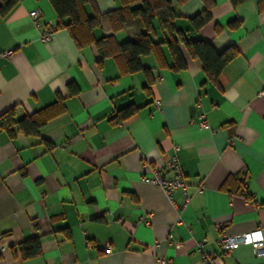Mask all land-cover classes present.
<instances>
[{"label": "crops", "instance_id": "0c3cea01", "mask_svg": "<svg viewBox=\"0 0 264 264\" xmlns=\"http://www.w3.org/2000/svg\"><path fill=\"white\" fill-rule=\"evenodd\" d=\"M170 1L186 39L238 50L218 82L184 46L185 69L161 67L148 55L147 75L124 73L113 57L100 62L97 47H80L66 28L44 42L46 25L58 24L50 0H18L0 13V53L12 51L0 58V115L15 108V121L47 119L33 135L0 128V234L7 247L0 264H159V257L166 264H208L204 254L212 264H264L249 244L231 251L218 245L224 233L264 235V0L237 6L210 0L212 18L199 29L190 18L207 0ZM120 6L96 0L99 13ZM94 11L87 5L88 14ZM116 38L134 34L124 30ZM157 38L164 39L159 29ZM163 53L171 65L167 46ZM129 106L136 112L116 124L112 118ZM175 146L192 194L183 209L181 189L170 201L142 179L151 168L171 176L165 166ZM230 177L251 199L222 187ZM35 237L41 253L24 258L19 245Z\"/></svg>", "mask_w": 264, "mask_h": 264}, {"label": "trees", "instance_id": "16d2710c", "mask_svg": "<svg viewBox=\"0 0 264 264\" xmlns=\"http://www.w3.org/2000/svg\"><path fill=\"white\" fill-rule=\"evenodd\" d=\"M18 0H0L2 3L0 13L5 14L11 11ZM121 6L118 9L99 13L96 9V0H50L57 16L56 28H66L73 36L76 43L82 47L94 44L100 55V62L105 58L113 57L121 65L122 71L133 74L139 71L150 74V69L142 64V58L154 55L161 67L170 66L173 70H182L187 67L182 46L185 47L192 59L199 61L203 71L212 82H218L220 75L227 65L238 56L235 46L218 51L214 45L205 40H188L184 32L177 29L175 19L177 13L170 0H120ZM234 6L240 5L246 0H230ZM258 3L263 0H256ZM91 5L94 13L88 14L87 5ZM212 2L206 1L201 12L191 17L193 26L197 29L205 25L212 18L210 7ZM239 21H233L230 26L236 27ZM107 28V32L100 38L94 34L96 28ZM158 29L164 33V39L157 38ZM131 30L134 40L120 42L116 34L120 31ZM163 46H167L172 58L171 65H168L163 53ZM148 82L145 86L150 88ZM57 105V104H56ZM55 106V105H52ZM137 110L135 106H129L118 111L112 118L114 122L120 123ZM15 108H11L0 115V128L13 131L14 126L26 134L38 133L39 127L47 120H39L36 114L26 116L19 121L14 119ZM54 114L48 116L53 117ZM228 178L223 188L229 192H235L251 199V194L238 182L237 178ZM232 184L235 186L233 187ZM24 258L34 257L41 253V242L35 237L19 245Z\"/></svg>", "mask_w": 264, "mask_h": 264}, {"label": "built area", "instance_id": "2783aa9c", "mask_svg": "<svg viewBox=\"0 0 264 264\" xmlns=\"http://www.w3.org/2000/svg\"><path fill=\"white\" fill-rule=\"evenodd\" d=\"M30 16L32 19L36 22V24H40L39 22V11L38 10H32L30 11ZM56 30V26L52 23L46 25V29L44 34L42 35V41L48 42L54 31ZM12 55V51H6L0 53V58H9ZM259 96H264V89L259 93ZM156 108H160L162 106V102L160 100L155 101ZM201 126L204 128H209L208 123L206 120H203L201 122ZM175 153L170 157L168 162L166 163L165 169L167 172L172 173L171 176L164 174L161 172L158 168H151L148 174H145L142 176V179L146 182L155 184L159 186L168 199L170 201L174 200V194L175 191L178 189L182 190L183 193V203L179 206V208H185L189 205L192 194L189 189V185L186 182L184 172L182 170L180 160L178 157L177 152L179 151V147H174ZM204 190V185L202 184L197 188L198 192H202ZM170 241L169 239H167ZM203 241L199 243V250L202 251L203 247ZM176 248L181 247V243L177 242L174 243ZM249 244L252 246L253 251L256 256L262 257L264 256V235L262 229H256L251 232L243 233V234H236V235H229L227 233H224L218 240V245L223 251H231L236 249L237 247L241 245ZM89 246H91L90 243H88ZM6 245L4 244V238L0 234V252H3L6 250ZM104 250L106 252H111L112 248L110 244H105ZM205 260L208 262V264H212V257L210 254H204ZM169 260L165 259L163 257L158 258L159 264H166Z\"/></svg>", "mask_w": 264, "mask_h": 264}, {"label": "water", "instance_id": "95a60500", "mask_svg": "<svg viewBox=\"0 0 264 264\" xmlns=\"http://www.w3.org/2000/svg\"><path fill=\"white\" fill-rule=\"evenodd\" d=\"M1 5H2V3L0 2V8H1Z\"/></svg>", "mask_w": 264, "mask_h": 264}]
</instances>
